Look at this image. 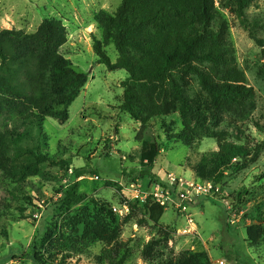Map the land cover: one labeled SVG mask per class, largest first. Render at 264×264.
<instances>
[{"label":"rangeland","instance_id":"rangeland-1","mask_svg":"<svg viewBox=\"0 0 264 264\" xmlns=\"http://www.w3.org/2000/svg\"><path fill=\"white\" fill-rule=\"evenodd\" d=\"M121 2L0 0V30L32 34L45 19L60 21L67 30L60 53L88 80L63 124L46 118L37 126L0 111L1 132L25 135L24 146H38L57 162L40 165L23 181L0 170V264H114L122 258V264H173L184 253L204 254L209 264H264V0L250 1L246 27L234 0H214L227 21L236 63L255 91V110L215 116L196 79L182 76L185 93L205 118L171 113L149 121L161 146L154 179L139 177L141 125L120 110L128 73L98 64L92 49L94 39L102 40L95 15L115 13ZM104 49L115 63L114 45ZM184 131L192 135L187 142L175 137ZM220 137L249 149L262 146L258 160L235 174L227 169L222 184H214L215 196L197 200L184 214L165 211L155 226L145 208L152 185L170 176L207 183L196 167L217 151ZM62 160L68 170L58 164ZM70 187L84 198L68 196ZM98 229L108 232L107 241Z\"/></svg>","mask_w":264,"mask_h":264},{"label":"trees","instance_id":"trees-1","mask_svg":"<svg viewBox=\"0 0 264 264\" xmlns=\"http://www.w3.org/2000/svg\"><path fill=\"white\" fill-rule=\"evenodd\" d=\"M250 1L234 0L236 15L244 27V11ZM94 21L102 30V40L94 39L92 44L97 63L109 71L128 73L121 83L120 110L141 125L136 136L140 144L139 177L155 178L151 169L161 151L150 120L171 113L184 119L191 113L198 121L205 118V113L185 93L182 76L196 79L215 116L234 109L247 114L255 110V91L236 63L227 21L214 0H122L115 13L99 12ZM249 35L262 46L263 42L251 31ZM66 42V28L54 19L43 20L32 34L0 30V111L37 126L46 118L61 124L68 120L69 107L88 80L60 53ZM107 43H112L118 53L115 63L105 52ZM175 137L187 142L192 135L184 131ZM24 138L23 134L14 136L0 130V170L16 181L35 176L44 163L57 164L40 147L24 146ZM261 147L249 149L220 137L217 151L202 157L196 174L207 183L220 185L227 169L235 174L255 163ZM58 164L68 170L66 160ZM66 194L84 198L75 195L74 187ZM145 208L149 220L160 226L163 208L151 201ZM95 233L101 240L109 239L108 232L98 229ZM123 261L124 258L114 264ZM173 264L209 263L204 254L184 253Z\"/></svg>","mask_w":264,"mask_h":264},{"label":"built area","instance_id":"built-area-1","mask_svg":"<svg viewBox=\"0 0 264 264\" xmlns=\"http://www.w3.org/2000/svg\"><path fill=\"white\" fill-rule=\"evenodd\" d=\"M219 192V188L211 182H187L182 178L169 177L164 183H155L149 191V201L159 205L164 211H173L178 214L187 212L197 200L210 199ZM231 205V204H230ZM231 208V206H228ZM189 223H193L192 220ZM234 220L232 224H234ZM217 264H226L218 261Z\"/></svg>","mask_w":264,"mask_h":264},{"label":"crops","instance_id":"crops-1","mask_svg":"<svg viewBox=\"0 0 264 264\" xmlns=\"http://www.w3.org/2000/svg\"><path fill=\"white\" fill-rule=\"evenodd\" d=\"M1 29H9V28H2V27H1ZM9 30H10V29H9Z\"/></svg>","mask_w":264,"mask_h":264}]
</instances>
